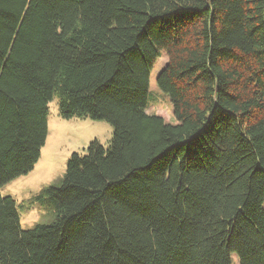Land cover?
<instances>
[{
    "label": "trees",
    "instance_id": "trees-1",
    "mask_svg": "<svg viewBox=\"0 0 264 264\" xmlns=\"http://www.w3.org/2000/svg\"><path fill=\"white\" fill-rule=\"evenodd\" d=\"M174 120L151 108L150 77ZM60 116L114 127L22 230L0 193V264H264V0H0V190Z\"/></svg>",
    "mask_w": 264,
    "mask_h": 264
},
{
    "label": "rangeland",
    "instance_id": "rangeland-1",
    "mask_svg": "<svg viewBox=\"0 0 264 264\" xmlns=\"http://www.w3.org/2000/svg\"><path fill=\"white\" fill-rule=\"evenodd\" d=\"M167 63V54L162 53L151 72L149 103L153 111L173 121L171 99L157 84L158 75ZM48 107V134L39 161L29 174L7 183L0 190L3 197L15 199L22 230L32 229L38 224H51L56 220V210L49 197L40 199L39 196L44 189L62 184L72 154L86 152L94 141L108 148L113 139L114 127L107 121L85 116L71 119L61 117L57 96L53 97ZM232 264H239L236 255L232 257Z\"/></svg>",
    "mask_w": 264,
    "mask_h": 264
}]
</instances>
